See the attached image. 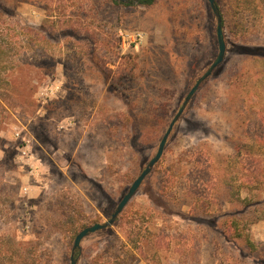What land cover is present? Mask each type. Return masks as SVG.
Wrapping results in <instances>:
<instances>
[{"label": "rangeland", "instance_id": "rangeland-1", "mask_svg": "<svg viewBox=\"0 0 264 264\" xmlns=\"http://www.w3.org/2000/svg\"><path fill=\"white\" fill-rule=\"evenodd\" d=\"M215 4L223 62L76 264H264V59L244 51L264 50V0ZM215 29L207 0H0V264H70L215 59Z\"/></svg>", "mask_w": 264, "mask_h": 264}, {"label": "water", "instance_id": "water-1", "mask_svg": "<svg viewBox=\"0 0 264 264\" xmlns=\"http://www.w3.org/2000/svg\"><path fill=\"white\" fill-rule=\"evenodd\" d=\"M119 2H125L126 0H116ZM208 5L212 11V14L216 18V41H217V55L213 62L209 65L207 70L195 81L193 86L189 89L187 92L185 98L183 99L180 107L178 108L177 112L172 117L171 121L169 122L166 131L164 132L163 136L160 139V142L157 147V151L155 155L148 161L144 169L140 172L138 177L132 182L126 193L122 196L120 201L118 202L117 206L111 213L110 217L104 222V223H95L91 226L83 228L81 231L78 232V234L75 236L71 254H70V264H76V259L74 257V254L77 250L80 248L81 241L88 235L93 234L98 231H102L107 229L108 227H111L118 216L121 214L127 203L130 201V199L133 197V195L137 192L138 188L144 181V179L149 175L155 164L159 161L161 158L165 145L167 143L168 137L173 130L174 125L176 122L180 119L182 116L186 106L192 99V97L195 95L201 84L208 79L214 70L223 62L225 52H226V43L224 39V33H223V27H222V19L218 10L217 5L215 4V0H207Z\"/></svg>", "mask_w": 264, "mask_h": 264}, {"label": "trees", "instance_id": "trees-1", "mask_svg": "<svg viewBox=\"0 0 264 264\" xmlns=\"http://www.w3.org/2000/svg\"><path fill=\"white\" fill-rule=\"evenodd\" d=\"M157 0H138L137 5L141 6H150L154 4ZM237 7H239L240 10H247L249 12H254L256 11L258 7V3H260V0H236ZM250 49V48H249ZM245 50L246 54L252 55V56H259L264 59V50L257 52V49H250V50ZM3 47L0 45V57L2 56L3 53ZM262 141L264 142V138H262ZM264 145V144H263ZM260 174L261 178L264 180V152L260 156ZM264 203V202H262ZM240 237V236H238Z\"/></svg>", "mask_w": 264, "mask_h": 264}, {"label": "flooded vegetation", "instance_id": "flooded-vegetation-1", "mask_svg": "<svg viewBox=\"0 0 264 264\" xmlns=\"http://www.w3.org/2000/svg\"><path fill=\"white\" fill-rule=\"evenodd\" d=\"M120 3L121 4H137L138 0H126L125 2H120Z\"/></svg>", "mask_w": 264, "mask_h": 264}]
</instances>
